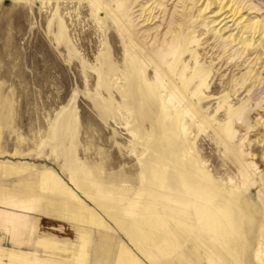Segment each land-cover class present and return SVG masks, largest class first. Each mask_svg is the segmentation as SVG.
<instances>
[{"label": "rangeland", "instance_id": "obj_1", "mask_svg": "<svg viewBox=\"0 0 264 264\" xmlns=\"http://www.w3.org/2000/svg\"><path fill=\"white\" fill-rule=\"evenodd\" d=\"M98 1L101 8L97 0H0V208L33 206L13 207L25 216L0 228L6 237L0 252L29 264L35 258L76 264L78 246L48 247L38 236L55 233L79 243V223L93 230L83 233L91 242L79 264H89L92 241L99 240L108 244L105 264H118L126 252L141 264H234L199 231L196 202L164 195L165 181L202 191L212 178L241 188L234 207L254 241V257L261 255L255 262L264 264V242L258 244L264 227V0H216L205 17L199 8L212 0L193 11L187 0L184 12L179 3L176 15L179 0H127L130 12L121 18L116 12L123 0ZM154 1L152 8L161 3L167 15L146 23L141 6ZM59 19L64 39L55 26ZM133 21L148 50L122 35ZM176 23L191 42L170 78L154 66L150 47L163 52L155 36L163 39ZM241 37L254 38V46L245 47ZM139 63L137 78L131 68ZM199 69L202 82L182 91V76ZM143 70L153 104L132 92ZM47 200L78 220L39 215ZM175 222L191 225L188 239Z\"/></svg>", "mask_w": 264, "mask_h": 264}, {"label": "bare ground", "instance_id": "obj_2", "mask_svg": "<svg viewBox=\"0 0 264 264\" xmlns=\"http://www.w3.org/2000/svg\"><path fill=\"white\" fill-rule=\"evenodd\" d=\"M151 0H148L147 3H149ZM192 6H190V10H194L195 8L197 9V5H199V3L202 0H192ZM127 0H123L122 2H120L119 4V10H117L116 14L118 16V18H121L122 13H129L130 9L129 6L126 4ZM156 1H154L149 7H145L144 5H142V13H141V17H143V21H145L146 23H151L153 22L156 18L159 19H165V16L167 15V11L168 8L167 6H163V4L158 3L156 4L153 8L152 6L155 4ZM188 1L187 0H179V2L177 4H175V12H173V14H177V9H178V4L180 3V7L183 8L182 12H184L185 9H187L188 7L186 6V3ZM97 7L102 6V1H98L96 2ZM217 4L216 0H212L209 1L207 4H205V8H199V12H200V16L201 17H205V13L208 11V9L214 5ZM95 5V4H94ZM189 5V4H188ZM230 6V5H229ZM146 8V9H145ZM161 10L162 12H164V15L161 16V13L158 11L157 13H154V10ZM225 6H220L219 12L220 14H222L220 11L224 10ZM233 9V7H232ZM245 7H243L242 10H244ZM147 11H149V13H147ZM213 10H211L210 12H212ZM235 15L240 13V9L239 7L233 9ZM133 12L131 11V14ZM160 13V15L158 14ZM218 13V16L220 15ZM226 19V18H225ZM225 19H223L219 24H221ZM209 22H217L215 19L210 20ZM56 28L59 31V35L61 38H63V34H62V30L64 27V22L62 19L57 20L56 22ZM226 25V24H225ZM258 25H256L255 27V31H257ZM260 27V26H259ZM254 28L253 25L248 26L249 30H252ZM262 28V27H261ZM217 29V28H216ZM225 29V28H224ZM223 28H220L218 30L219 34H222V31H224ZM259 29V28H258ZM181 30L182 31V25H178L177 23L175 25H171L169 27L168 32L166 33L167 35L163 37V39H160L161 37H159L158 35L155 36V40L154 43L160 44V46H162V50H164L163 52L159 49V47H150L152 48V59L154 61V66L156 68H158L159 70H163L166 73V76L172 78L173 74L175 72V67L176 65H178L180 62L182 63V58H185L186 53L188 52V46L191 42V40L189 39V37H185L182 33H178V31ZM263 31H264V27H263ZM170 34V35H169ZM122 35L125 38H128L130 41H132V46L134 47L135 44H139L141 45L144 49L148 50V45H146L147 43L144 41V39H142L139 35V31L136 29V26L134 24L133 21V25H128L126 27V33H122ZM169 35V36H168ZM148 38V37H147ZM237 37H235L236 39ZM64 39V38H63ZM121 41H123V39L120 37ZM234 39V38H233ZM263 39V38H262ZM161 40V41H160ZM134 42V43H133ZM240 42L245 46V47H253L255 42H254V38L251 40L248 39H244L243 37H241ZM260 43L262 44V42L260 41ZM264 43V40H263ZM263 45V44H262ZM123 50H126V47L123 46L122 47ZM160 50V51H159ZM133 52L139 51V50H131ZM126 52V51H125ZM140 52V51H139ZM127 53V52H126ZM170 56H172V58H174L173 61H171V59L169 58ZM180 60V61H179ZM143 66L139 63L138 66H133L131 69L135 72V76L138 78L139 73L141 72V68ZM168 67V69H167ZM203 72V69H199L196 70L194 74L186 77L185 79H181V82L183 83V88H181V90L183 91V89H189L190 86L194 87L196 86L194 83L197 79H199L201 82L203 80V76H201V73ZM142 77V84H140L135 91H133V87H134V82H131V90L133 93L137 94L138 96H140L139 99L137 100H142V102L144 103H148V104H153L152 102V98L151 95L153 92L152 87H148L145 85V81H148L147 78V73L146 70H143V75ZM150 79V78H149ZM138 84V82L136 83V85ZM151 85L153 87H156V85L154 83H151ZM159 88H163V84H158ZM157 85V87H158ZM133 97H135L133 95ZM231 131H232V127L230 125H228L225 129V134H229L231 135ZM236 156V161L239 162V160H242V156L240 155V153H235ZM235 161V162H236ZM238 165V164H237ZM241 166V165H240ZM194 167V166H193ZM233 167V166H232ZM196 169V167H194ZM245 170V169H244ZM240 171L243 173L242 175L245 176L243 169H240ZM206 172V171H204ZM208 174V172H206ZM211 175V174H209ZM215 177V176H213ZM200 179V178H199ZM202 179V178H201ZM200 179V180H201ZM206 180V179H205ZM203 181V180H202ZM207 181V180H206ZM183 186H177L176 188L169 185V182L166 183L165 181V189L166 191L164 192V195L166 196V198L168 200H172V202H179L180 204H192L194 202L196 205L195 211H196V220H197V224L200 225V229L199 231L201 232H206L209 235V238L211 240V242L215 241V243H217V251H220L221 249L224 250L225 253L228 254L229 257L232 258V261L234 264H259L258 262H255V260L257 258H259V262L261 260V255L260 257H258L255 253V257H254V252L252 251V243L254 242L252 239H250V234L248 233V231L246 230V225L243 222V219L240 217V214H238L237 210L235 209V205L236 203H238L236 201L237 199V192L238 189L241 188H236V187H230L228 184H223V186H219L217 185V181L216 179H210L207 181V186L208 187H204V189L202 191H196L197 188H194L193 186H191L190 184H188V182H184ZM213 189H211V188ZM236 188V189H235ZM215 190V192H214ZM262 202H264V196L262 197ZM186 207V206H185ZM192 211V210H191ZM190 211V212H191ZM196 224V223H194ZM175 228L177 229V231L179 232V234L182 237L185 238H189V231H193L191 228V225H185L183 223L180 222H175ZM187 232L186 235H184V232ZM260 236L261 239L258 242L259 245H261L264 242V227L261 229L260 231ZM258 245V246H259ZM260 248V247H259ZM258 253V252H257ZM259 255V253H258ZM254 261V263H253ZM214 264H218L217 261L213 262ZM9 264V263H8Z\"/></svg>", "mask_w": 264, "mask_h": 264}, {"label": "crops", "instance_id": "obj_3", "mask_svg": "<svg viewBox=\"0 0 264 264\" xmlns=\"http://www.w3.org/2000/svg\"><path fill=\"white\" fill-rule=\"evenodd\" d=\"M12 205L13 206H6V207L3 205L4 207L0 208V228L3 227L5 229L8 227V223L10 221L11 222L18 221V219L22 220V218L25 216V214L22 212L14 211L13 207H18L25 211L33 208V206L22 205V204H12ZM37 208H38L37 212L39 215H45V216L55 215L57 218H61L60 216H62L63 218H67L73 224L75 223L73 221L78 220L77 218H72L71 215L69 216L66 215V213L62 211L61 206H59V204L56 206L53 205L51 200H47L44 205H40ZM15 225L17 226V224H14V228H17L15 227ZM74 226L76 227V230L78 232L77 234H78L79 243H74L70 240L69 237H65V236L60 237L59 235H56L55 233H44L43 235L38 236L39 237L38 241L40 243L47 245L48 247L49 246L53 247L54 245L58 244L57 248L64 249L65 251L70 250L74 248L75 246H78L79 251L77 253L79 254L77 256L78 260L76 264H79L85 258V256H87L86 252L84 251V246L87 245V242L88 244H90L91 242L90 238L87 241V238L84 236L83 233L87 232L91 236V234L93 233V230L86 229V228L84 229L83 227H81L82 225L79 223L77 224L75 223ZM4 233L0 231V242L6 240ZM92 245L94 247L93 248L94 250L90 249L89 260H88L89 264H105L108 258L106 255L102 253V250H105L108 247V244L105 241L103 242L99 240L96 242V244H93V241H92ZM14 249L23 250L22 248H14ZM4 259L9 260L10 263H13V264H29L25 262L26 260L23 259L19 254H16L14 252H8V253L0 252V264H3ZM121 261L124 262L125 264H128V263L141 264L138 262V259H136V257L130 254L129 252L124 253L121 259L117 258L116 262L118 264H122ZM60 263L61 264H72V263H63V262H60ZM34 264H57V263L52 262V261H47V260L39 262L38 258H35Z\"/></svg>", "mask_w": 264, "mask_h": 264}]
</instances>
